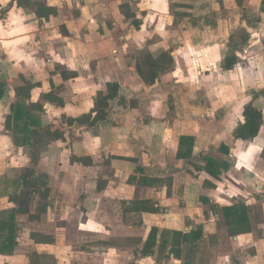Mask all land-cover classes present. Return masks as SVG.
<instances>
[{
	"label": "crops",
	"instance_id": "0c3cea01",
	"mask_svg": "<svg viewBox=\"0 0 264 264\" xmlns=\"http://www.w3.org/2000/svg\"><path fill=\"white\" fill-rule=\"evenodd\" d=\"M80 1L82 4L73 0V4L82 10L86 2ZM227 1L238 8L234 0ZM247 1L244 0L242 8ZM31 2L33 10L38 2L54 8L56 15L47 20L37 18L18 7L15 0H0V82L6 85L0 99V171L2 167V171H6L11 164L15 166L16 161L20 164L15 155L25 152L29 159L20 164V170L31 166L29 148L15 144L13 132L5 127L10 106L15 102L13 86L19 78L37 85L34 90L40 93L33 95V90L30 102L41 103L42 123L54 126L57 121L56 127L63 117L77 118L90 112L97 90L89 93V101L83 104L81 97L75 104L82 92L74 88L66 92L67 80L61 81L64 92L57 91V87L49 89L51 79L55 83L57 77H41L40 72H45L46 68L49 71L51 66L41 59L43 43L50 39L51 33V38L58 37L61 26L71 35L77 33L78 28L70 29L65 22L71 19L63 20L67 2L61 5L51 1ZM187 2L134 0L136 32H141L144 26L148 29L142 17L148 15L149 26H153V17L168 20L167 17H171L169 6ZM99 7H93L91 14L80 12L76 19L93 21L92 15ZM251 20L247 19V26ZM216 34L214 30L212 37H200L199 47L187 44L177 48L162 47L161 37H153L146 50L134 51L138 56L135 61H127L125 65L118 63L119 70L130 71L126 78L118 75V80L104 74L86 78L73 68L76 75L72 87H79L83 81L86 88L118 82L125 99H133L137 106H113L109 122L93 130L79 126L66 129V141L52 142L39 156L36 170L48 178L49 207L35 221L26 216H14L17 231L13 246L0 253V264H264V160L260 157L264 124L253 141L235 140L232 131L243 122L242 111L251 98L236 93L244 79L227 84L213 77L215 71L221 73L220 64L226 56L234 55L237 63L232 70L222 73L237 69L250 38L242 41L239 51L224 55L222 51L230 48L231 42L223 44V38L217 40ZM162 53L168 55L167 64L157 73L154 83L146 84L136 71L141 55L157 58ZM32 63L33 69L38 71L36 75L28 71L27 64ZM179 69H182L180 73ZM184 69L196 77L187 76ZM96 76L100 78L95 80ZM47 93L60 98L63 105L47 103L42 98ZM254 105L263 111L264 99L259 97ZM49 111L52 113L48 114ZM183 138L191 141L185 145ZM190 144L193 160L178 159L177 153H183ZM221 145L228 149L227 155L219 150ZM200 157L226 160L228 169L218 178L205 171L196 172L191 163L203 166ZM72 158L84 159V162L71 161ZM1 172L0 181H11L15 190L6 195L0 193V219L4 213L10 215L15 210L9 198L19 190V185L13 183L19 175L9 179ZM144 177L158 182L142 184ZM232 205H241L247 210L249 232L230 234L222 209ZM143 207L155 211L148 212ZM196 230L201 233L199 239L176 246L180 259L170 253V245L162 246V231L188 235ZM26 233L27 237H22ZM3 241L0 238V247ZM145 242L153 248L151 255L142 252ZM190 248L191 258H185Z\"/></svg>",
	"mask_w": 264,
	"mask_h": 264
},
{
	"label": "rangeland",
	"instance_id": "374dc122",
	"mask_svg": "<svg viewBox=\"0 0 264 264\" xmlns=\"http://www.w3.org/2000/svg\"><path fill=\"white\" fill-rule=\"evenodd\" d=\"M38 1H51L58 3V5L67 2L68 8L65 7L63 11V20L67 21L71 19V21L65 23L69 25L70 29L75 27L78 28L76 31L77 33L71 35L65 26H61L58 29V37L51 38L53 35V33H51L52 35L48 36L50 39H45L46 42L43 43L44 54L41 59L51 66L49 71L47 68L45 72L39 71L42 74L41 77L44 76L43 78H47L48 75L57 77L56 81L54 80L55 83L51 79L49 89L54 90L57 87V91L60 92L61 90L64 92V85L61 83L63 80H67L68 83L66 85V92H68V89L71 90L74 88L75 91L81 89L82 95L74 102L75 104L80 101L81 97V102L83 104L89 101V93H94L95 89L98 90H96L95 96L99 91L105 92V90H103L105 85H98V87L94 85L86 88V86L83 85L85 83L83 81L79 87H72L71 82L74 83L73 78H75L76 75L73 68L78 69L86 78L88 75L92 77V75L99 76L100 74L112 76L109 78L114 80H118V75L126 78L130 74V71L127 69L119 70L120 67L118 63L125 65L128 64L127 61H135L138 56L134 54V51L140 48L146 50L148 46L147 43L151 42L153 37H161L159 44L161 43L162 47L168 46L177 48L181 45L186 46L185 44L189 47H192L191 45H193V47H199L197 44L199 38L204 36L207 38L212 37L214 30L217 32V40L223 38V44L225 41L231 42L230 44L228 43L230 48L222 51L224 55L233 53L236 50L239 51L240 45H243L242 41L246 39L244 36H247V38L249 37L250 41L249 47L245 50V55L239 58V64L236 66L237 69L235 71L225 74H223L222 71L221 73H219L220 71H215L213 77L215 79H221L227 84L237 79H244V84H240V86L236 88V93L241 97L244 95L245 97L251 98L252 91L264 89V11L261 9L259 0H248L242 9L235 8L231 5L232 2L229 3L227 0H179L189 2H187V4L175 3L173 6H169V14L171 17H167L168 20L153 17L152 19L154 20V25H157L156 27H154V25L149 26L151 19L148 15L146 17L142 15L144 16L142 17L143 21L146 26H148V29H150V32L147 28L146 30L144 26L143 30L139 33L136 32L137 30L132 24L135 17V13L132 11V9L135 8L134 0H85L87 5L84 4L85 7L82 10L79 7L75 8L78 6L76 5L77 2L82 4L80 0H76V6L73 4V0ZM96 5L100 7L96 9V13L92 15L94 16L92 19L93 21L76 19L79 18L80 12L87 11L91 14L93 7ZM181 12L184 14H177ZM127 14L129 15L126 16ZM178 16L179 19H176ZM72 17L74 19H72ZM247 19H257L258 21L256 22L258 23L254 28H249L246 23ZM81 21H83V23H81ZM205 23H208L210 27L204 25ZM197 30H201V32H197ZM230 33H232L233 36H230ZM149 35L152 36L149 37ZM44 56L46 57L45 59L43 58ZM141 56V58H143V54ZM49 60H51L52 63H49ZM27 65L30 66L28 71L32 73V75L38 73L36 69H33V63ZM181 70L182 69H179V73ZM184 72L187 76L196 77L191 71H185L184 69ZM210 74L211 73L208 75ZM97 76L94 77L95 80L100 78H97ZM18 82L19 79L17 80V83ZM33 90L34 88H32L30 95ZM88 90H92V92ZM85 91L88 92L85 93ZM130 91L134 90L130 89ZM39 93V90L33 91V95L37 96ZM94 97H92V99ZM51 113L52 111L48 112V114ZM57 123L59 122H54L53 127H56ZM71 137L70 135L68 144L66 143V148L64 150L66 153L69 152ZM65 141L66 140H64V142ZM50 144L44 149V152L47 151ZM15 157L20 159L19 163L21 165L29 159L28 152H25V154L19 153L15 155ZM17 164V161L15 166L11 164L6 171H4L5 169L2 171V167V172H0L5 174L6 177H9V179H14L19 175L21 168L20 164ZM10 182L0 181V193L2 195H6L15 190V187L11 185ZM21 219L25 220L24 217H21ZM27 235V233L22 234V237L24 236L25 238ZM189 258H191V256Z\"/></svg>",
	"mask_w": 264,
	"mask_h": 264
},
{
	"label": "trees",
	"instance_id": "16d2710c",
	"mask_svg": "<svg viewBox=\"0 0 264 264\" xmlns=\"http://www.w3.org/2000/svg\"><path fill=\"white\" fill-rule=\"evenodd\" d=\"M14 2V0H12ZM18 7L22 8L25 12L33 13L37 18L47 20L49 16H55L56 11L54 8L45 6L42 3H35L36 9H32L31 0H15ZM238 8H242L244 0H234ZM12 4V3H11ZM9 4V6H11ZM261 9L264 11V0L261 1ZM127 14L126 16H128ZM133 26L137 28L138 20L133 19ZM256 25L255 20L248 22V26L254 28ZM247 38V36H244ZM247 39H244L246 41ZM141 63L137 64L136 71L141 79L146 84L154 83L157 78V73L162 70L168 62V55L166 53L160 54L157 58H152L146 54L140 59ZM140 62V61H139ZM237 63V58L234 55L226 56L221 64L222 71H230ZM37 85L19 78V82L13 86L15 102L10 106V114L6 117L5 127L13 132V141L15 144L29 148L31 166L22 168L16 182L19 185V190L11 195L9 201L14 204L15 210L10 214L1 215L0 219V238L2 247L0 253L6 252L11 249L15 234L17 231L14 216H26L28 220H38L40 215L45 214L49 207V187L48 178L45 174L36 170L39 156L44 153V149L48 144L64 140L65 130L73 126L82 127L84 130H93L101 124L109 122V116L112 112L113 106H122L123 108H134L137 106L136 101L133 99L126 100L121 92V86L118 82L108 83L105 85V92L99 91L93 98V107L90 112L85 113L77 118L63 117L58 127L43 124L40 115L43 113V106L39 102H30V92L32 88ZM6 92V85L0 82V99ZM262 97L264 99V89L260 91H252L250 101L244 106L242 111L243 122L238 123L232 131V136L235 140L243 142L253 141L259 134V131L264 123V113L261 109L254 105V101ZM43 100L47 103L62 106L63 102L60 98L53 93L42 95ZM19 138V139H18ZM191 139L183 138L182 143L190 142ZM20 142V143H19ZM219 150L225 155L228 154V149L220 146ZM178 159H192L191 144L187 146L183 153L178 152ZM260 157L264 160V147L260 152ZM84 159L72 158L71 161L81 162ZM195 160V159H194ZM204 164L199 166L191 163L194 171H205L208 175L218 178L222 171L228 169V162L210 157H200ZM158 182L156 179L142 178V184L154 185ZM148 202H142L145 204ZM33 209V210H32ZM143 210L148 212L155 211L153 208L143 207ZM225 216L226 223L230 228V234L238 235L249 232L247 210L241 205H232L222 209ZM201 237L199 230L191 231L188 235L174 231H162L161 240L162 246L170 245V253H173L175 258L180 259L179 251L176 246L182 242H195ZM130 239H127V241ZM114 244V243H111ZM3 248V249H2ZM2 250V251H1ZM145 255H151L153 248L149 243L145 242L142 248ZM192 254V249L188 250L185 258H189ZM186 262V259H185ZM183 264H187L183 263Z\"/></svg>",
	"mask_w": 264,
	"mask_h": 264
}]
</instances>
